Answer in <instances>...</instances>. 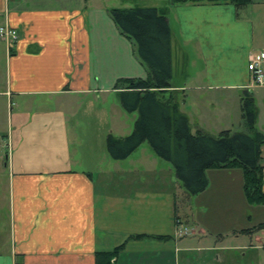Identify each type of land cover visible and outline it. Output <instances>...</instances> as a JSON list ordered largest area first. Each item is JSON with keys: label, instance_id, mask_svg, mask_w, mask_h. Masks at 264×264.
Listing matches in <instances>:
<instances>
[{"label": "crops", "instance_id": "0c3cea01", "mask_svg": "<svg viewBox=\"0 0 264 264\" xmlns=\"http://www.w3.org/2000/svg\"><path fill=\"white\" fill-rule=\"evenodd\" d=\"M113 1L0 0V26L19 36L4 54L1 94L30 99L28 111L13 115L5 139L0 264H94L96 252L119 246L115 264H235V258L236 264H264V231L252 230L260 223L244 211L240 170L206 172L207 188L190 198L194 234L176 237L182 191L172 170L149 155L135 165L124 164L129 157L108 162L104 156L101 140L123 138L132 128L131 116L115 105L116 82L147 77L132 42L108 15L137 6L121 0L123 7H115ZM167 19L171 53L202 60L186 82L201 86L170 89L191 133L218 134L234 126L235 117L242 129L240 94L249 91L256 129L264 134V87L253 85L247 70L250 57L264 53V0L240 9L176 6ZM185 87L202 94L180 103ZM260 151L264 181V145Z\"/></svg>", "mask_w": 264, "mask_h": 264}, {"label": "trees", "instance_id": "16d2710c", "mask_svg": "<svg viewBox=\"0 0 264 264\" xmlns=\"http://www.w3.org/2000/svg\"><path fill=\"white\" fill-rule=\"evenodd\" d=\"M251 0H163L159 8L108 10L120 35L132 42L136 57L146 68L145 79H119L115 84L120 107L137 113L133 131L123 138L108 135L106 149L111 159L121 161L147 143L155 156L168 162L186 195L195 196L207 188L209 170H240L248 205L264 208L261 147L264 134L256 129L257 109L249 91L240 94L241 131L225 130L211 136L192 134L187 117L178 107L172 80L171 34L167 15L182 5L228 4L240 9ZM89 176V175H88ZM264 231V222L253 227ZM248 231V230H247ZM138 236H131L132 239ZM123 246L96 252L94 264H115Z\"/></svg>", "mask_w": 264, "mask_h": 264}, {"label": "rangeland", "instance_id": "374dc122", "mask_svg": "<svg viewBox=\"0 0 264 264\" xmlns=\"http://www.w3.org/2000/svg\"><path fill=\"white\" fill-rule=\"evenodd\" d=\"M127 2L130 3L129 7H133V6L154 7L156 5L159 6L162 3L161 0H127ZM113 3H114L115 7H123L121 5V0H114ZM5 51H6V45L4 44V42H2L0 40V218H3L5 213H6L5 204L7 201V170H5L6 168L4 167L5 155H6V151H7V148L5 146L6 145V141H5L6 135L10 129V124H11V121L13 119V115L17 112V110H20L22 112L25 109L28 111V109L26 107V103L28 102V100H30L28 97H12V99H10L9 97H6L4 94H1V92L3 91L4 86H5V70H6L5 62H4ZM171 55H172V57H171L172 58L171 85H173V86L183 85L182 87H184L187 80H189L188 77L189 76L192 77L193 75H195V73H197V71H199L201 69L202 60L198 57H195V54L191 55V53H186V55H184L182 57L180 55L179 51L175 50V49L173 50V54L171 53ZM198 75H202V74H200V72H198ZM196 85L201 86V84L193 85V84L187 83L186 87L188 89V88H191V86H196ZM186 87H185L184 92L178 93V94H180V96H179L180 103L185 102V100L187 102L186 98L189 97L190 94H192V95L193 94H202L201 91L197 92V91L186 90ZM210 94H220V93L211 92ZM227 94H239V93L237 91H231V92H228ZM31 100L37 101L39 99H37L36 97H32ZM38 103H39V101H38ZM115 105L119 109L121 108L118 97L115 99ZM190 106H191V104L188 102V103H186V105L184 107H182V110L183 109L188 110L190 108ZM33 107H31V108H33ZM230 111L232 112L231 107H230ZM124 114L126 116H129V117L131 116V119H132L131 123H129V124H131V127H132L131 130H129V132L124 134L125 136H128L133 131L134 123H135V120L137 119V113L135 112L132 114H128V113L124 112ZM235 114H236V112H235ZM233 115H234V112H233ZM234 119H236V120H234V121H236L234 126H230L227 129H229L231 131H241L242 129L238 125L239 119L236 117ZM232 127H234V128H232ZM223 129H226V128H223ZM115 135H118V134H115ZM115 135H112V136L118 137ZM125 136H123V137H125ZM211 136H217V134L211 132ZM107 137L108 136H105L101 140V150H102L104 156H106L108 162H112L113 159H111V157L108 154L107 149H106ZM140 155L143 157V159H148L150 157L153 158L154 160H156L160 164L159 166H161L162 169L170 168V170H172L171 176H172V178H174L172 166L168 162L157 158L147 143H143L142 145H140L129 156V159H127L128 161H126L124 164H127V162H129V161H134L133 165H135V160H137V159L139 160ZM148 155L150 157H148ZM113 161H115V160H113ZM163 175L168 176V173L164 172ZM136 181H137V183L140 182L141 177H136ZM138 185H139V183H138ZM181 191H182L181 192L182 195H181V208H180L179 217H180V220L182 221V226L180 225V228L185 227L191 232V234H194L193 231L195 230V228L192 227V225L190 223V216H189L191 214L190 211L194 212V208H192L190 206V198H193V196L186 195V193L184 192V190L182 188H181ZM219 206L220 207L217 208V211L221 213L222 212L221 204H219ZM196 211L198 213L201 212L198 209ZM244 211L246 213V216H250L252 218L253 222H256V223L257 222L258 223L264 222V208H262L260 206H255V207L250 206L246 203V200H245ZM216 229H221V228H216ZM260 254H261V256H263L262 255L263 253H260ZM234 263L236 264V258L234 259ZM228 264H232V263L229 262Z\"/></svg>", "mask_w": 264, "mask_h": 264}, {"label": "built area", "instance_id": "2783aa9c", "mask_svg": "<svg viewBox=\"0 0 264 264\" xmlns=\"http://www.w3.org/2000/svg\"><path fill=\"white\" fill-rule=\"evenodd\" d=\"M19 36L15 29L8 25L0 26V40L6 45L9 51L18 41ZM264 60V53L253 54L247 64V70L250 74L252 84L255 86L264 87V68L262 61ZM191 232L187 228H178L175 231L176 237H184L190 235Z\"/></svg>", "mask_w": 264, "mask_h": 264}]
</instances>
